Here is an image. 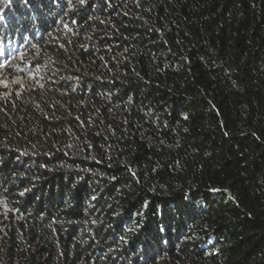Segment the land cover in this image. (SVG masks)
<instances>
[{
  "label": "trees",
  "instance_id": "16d2710c",
  "mask_svg": "<svg viewBox=\"0 0 264 264\" xmlns=\"http://www.w3.org/2000/svg\"><path fill=\"white\" fill-rule=\"evenodd\" d=\"M0 17V264H264V0Z\"/></svg>",
  "mask_w": 264,
  "mask_h": 264
},
{
  "label": "snow or ice",
  "instance_id": "6c2138e0",
  "mask_svg": "<svg viewBox=\"0 0 264 264\" xmlns=\"http://www.w3.org/2000/svg\"><path fill=\"white\" fill-rule=\"evenodd\" d=\"M79 2H80L81 4H84V3L86 2V0H79ZM0 19H2V17H0Z\"/></svg>",
  "mask_w": 264,
  "mask_h": 264
}]
</instances>
